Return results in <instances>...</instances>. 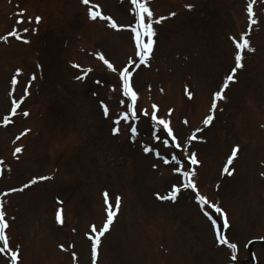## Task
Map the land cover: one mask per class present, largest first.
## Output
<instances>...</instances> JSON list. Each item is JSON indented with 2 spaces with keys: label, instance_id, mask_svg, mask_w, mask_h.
Returning <instances> with one entry per match:
<instances>
[{
  "label": "rangeland",
  "instance_id": "374dc122",
  "mask_svg": "<svg viewBox=\"0 0 264 264\" xmlns=\"http://www.w3.org/2000/svg\"><path fill=\"white\" fill-rule=\"evenodd\" d=\"M248 2L150 0L154 17L167 19L154 24L156 43L148 65L129 66L138 92L139 119L133 123L138 135L133 139L128 131L133 120L113 123L131 103L122 95L118 76L129 57L137 59L130 31L92 21L80 0H0V36L15 29L21 37L0 40V202L7 209L3 207L12 248H19L18 264H90L92 236L84 234L93 225L97 230L103 226L105 191L109 203L119 195L121 204L102 237L97 264L248 263L250 240L264 239V0H252L255 24L248 20ZM89 4H98L120 24L134 21L130 0ZM170 12L176 15L168 17ZM36 16L42 18L38 24ZM244 33L253 50H245L236 81L229 83L226 99L218 101L214 120L205 126L213 93L234 66L231 37L239 40ZM97 53L118 71L108 69ZM84 72L83 79H76ZM14 100L15 116L9 111ZM101 101L109 108L108 117ZM153 104L157 116L170 121L179 142L202 129L196 135L203 139L188 147L200 164L183 159L162 126L143 115L141 109L151 114ZM2 122L8 125L3 128ZM114 126L120 128L116 134ZM236 145L229 175L224 168ZM17 147L22 151L13 155ZM173 153L182 165L163 162L162 157L170 160ZM174 167L194 172L200 193L227 214V229L221 214L193 201L192 189L181 187L176 202L159 200L170 195L173 185L186 183ZM38 176L51 178L8 192ZM58 211L62 225L54 220ZM217 227L236 248L217 241ZM253 250L257 264H264V243ZM0 255L11 256L7 251ZM0 264H6L2 257Z\"/></svg>",
  "mask_w": 264,
  "mask_h": 264
},
{
  "label": "snow or ice",
  "instance_id": "6c2138e0",
  "mask_svg": "<svg viewBox=\"0 0 264 264\" xmlns=\"http://www.w3.org/2000/svg\"><path fill=\"white\" fill-rule=\"evenodd\" d=\"M81 2L85 5H88L90 3V0H81ZM130 11L134 13V23H130L127 25L124 24H118L115 19H113L110 15L106 16L99 11V6L95 5L94 7L97 10H93V7L88 8V14L89 18L96 20L97 18L101 20H106L109 23V26L113 29H118V28H127L130 30V34L132 37V40L134 42V55L137 58L136 60H133L131 57H129V60L126 65L122 66L119 71L117 70L116 67L113 66L112 63L109 62L108 59H105L104 55L101 53H97L99 56V59L103 61V63L107 66L108 69H110L112 72H117L118 71V76H119V81H120V88L122 89V95L124 97H128L131 103H128L126 106L125 111L121 112L120 115L116 118H114L113 123L115 125H119V123L122 121L128 122L129 120H138L139 117L137 116V110L135 107L137 97H138V92L134 89L133 82H132V76L133 73L130 70L129 66L134 65V66H139V64H143L145 66L148 65L149 57L153 53V48L156 43L155 37L157 34L156 28L154 27V24H159L161 21H164L167 19L165 16H157L154 17V13L152 8L150 7V0H130ZM186 8H192L193 5L187 4L185 5ZM23 11V10H22ZM246 11L248 13V20L252 23L255 24L257 21L254 19V6L252 0H249V2L246 5ZM175 12H170L168 13V17L175 16ZM42 18L40 16L35 17V22L38 24L39 21ZM29 20H32V17H29ZM33 32L37 31V28H32L31 29ZM24 32H27L28 29L25 28L23 29ZM8 35H15L17 38L19 35L16 33L15 29L13 32L9 33ZM248 34L244 33L241 35L240 39L237 40L235 37H231L234 45H235V53H234V66L230 69L228 74L225 75L223 79V83L219 90L215 91L213 93L212 101H211V106L209 109L208 115L205 116L203 119L202 123L207 126L209 125L213 120H214V114L215 111L217 110V105L218 101H223L226 99L225 95V89L229 87L230 82H235L237 77L236 73L239 68L243 67V54L245 50L247 51H252L253 49L250 46V41L246 38ZM0 40H7V36H0ZM27 42V41H25ZM37 67H40L38 64ZM74 67L80 68L81 66L79 64H75ZM88 71H91V69H88ZM21 72V69H16V73L19 74ZM87 75V72L82 73L81 75L77 76L76 79H83L84 76ZM36 76L35 74L32 75L31 80H35ZM31 80L29 83H31ZM11 83L15 85L17 83V77L13 76L11 79ZM185 91L187 96L190 98L192 96V92L188 91L187 86L185 87ZM27 94V89L25 90ZM121 104H124V101H120ZM17 102L14 100L13 101V109L12 113L15 114V108H16ZM101 108L103 115L105 117L109 116V108L108 106L101 101ZM153 112L150 114L147 110L141 109V112L145 117L150 118L152 121H156L158 125L162 126V129L166 132L167 136L171 138L173 144L172 146L175 149H181L182 153H184L183 159L187 160L190 162V165H198L200 164V160L197 158L196 153L189 152L188 147L192 143L193 140L197 139H203L202 136H197L196 133L202 132V129L197 128L195 131L190 134L187 138L186 141L183 143L178 141L177 135L174 134L173 128L170 126V121L166 120L162 117H158L156 114L155 109L157 108V105L153 104L152 105ZM169 113H171L172 109L168 110ZM24 116L28 115L27 111L23 112ZM5 122L7 121V117H5ZM185 124H187V120L185 119L184 121ZM28 129H25L24 132H27ZM113 134H116L120 131V128L118 126H114L111 129ZM128 131L131 134V138L135 139V137L138 135V129L135 126V124L129 125ZM24 133H21L20 135H23ZM156 139H160L159 136L155 137ZM163 143L165 145H168L169 141L164 140ZM239 149V145L234 146L231 149V154L227 159V164L225 165L224 171L231 175V171H229L228 166L232 164L233 159L237 156ZM22 149L20 147H17L14 150L13 155L16 153H20ZM143 151L145 153H148L150 151L148 146H144ZM155 155L157 157H160V153L156 152ZM163 162L165 164L174 162L177 165L181 164V157L178 156L177 154L173 153L170 157V160L167 157H162ZM2 163V162H0ZM153 167L155 168L156 165L154 164ZM2 171V169H0ZM174 172L177 173H182L183 177L186 178V183H183L180 187H177L176 185L172 186V190L170 195L168 196H160L159 198L161 200L164 199H170L172 201H175L177 198V194L180 192L181 187L184 189H192L194 194H195V200L199 202V205L201 206H208L210 209L214 210L215 213L221 214L223 216V228L227 229L229 227V221L227 218V214L224 213L222 207L218 205V203L213 202L209 200L205 195L201 194L200 191L197 188V184L195 180L193 179L194 172L183 169L182 167H174L173 168ZM261 175H264V173H261ZM51 177L47 176H38V177H33L32 179L28 180L27 183L23 184L20 189H15V188H10L8 189V192H14L17 190H23L24 188L28 187L29 185L35 183L37 180H44V179H50ZM7 195V192L5 193ZM104 202L105 205L107 206L106 208V220L103 223V226L97 230V228L93 225L92 226V243H91V252H92V258H93V264H95V259L97 256V249L98 245L100 244V237L106 233L110 225L113 223V220L119 211L120 204H121V197L117 195L115 197V202L114 204L109 203V198H108V193L105 191L104 193ZM203 210V207H202ZM204 215L207 216L213 226H216V220L212 219L211 214L208 211H204ZM6 213L3 209L2 202H0V241L3 242V247H0V253H3L5 251L9 252L11 254V264H18L19 261V248L16 247L13 249L12 247H9V236L5 233V229L8 228V223L5 219ZM56 219L58 222L63 223L62 216L60 212L58 211L56 214ZM216 238L217 241L221 244H227L229 248H236L235 243H229L228 238L223 235L220 231L219 228L217 227L216 231ZM63 247V246H61ZM73 256H75V253H73Z\"/></svg>",
  "mask_w": 264,
  "mask_h": 264
}]
</instances>
